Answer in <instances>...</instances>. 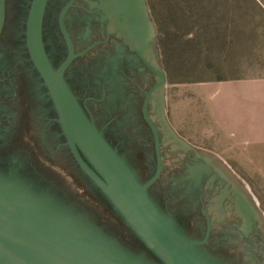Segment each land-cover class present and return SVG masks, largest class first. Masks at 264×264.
Here are the masks:
<instances>
[{
    "label": "flooded vegetation",
    "instance_id": "1",
    "mask_svg": "<svg viewBox=\"0 0 264 264\" xmlns=\"http://www.w3.org/2000/svg\"><path fill=\"white\" fill-rule=\"evenodd\" d=\"M59 1L49 0L43 27L46 50L55 68L57 61L63 62L68 54L58 16L70 0L55 13L53 7L59 6ZM77 1L68 14L76 9ZM139 1L142 9V0ZM29 5L30 0H6L5 23L0 35L1 41L13 9L18 19L16 35L22 36L21 53L32 72V79L9 72L12 80L20 78V84L4 88L3 75L8 77V73L4 72L7 68L5 51L0 48V179L75 209L67 202L62 175L50 165L62 160L82 187L117 220L125 243L119 245L125 249L129 247L130 252L142 251L152 261L162 264L76 162L55 102L29 54L26 41ZM101 6L102 1L95 11L101 12V20L93 18L92 21L99 33L96 40L80 50L72 40L76 57L65 73L69 88L82 91L108 114L102 134L131 170L130 164L140 167L145 180L132 171L141 184L150 181L159 170V177L148 193L167 218L178 227L194 232L196 241L206 240L203 246L211 254H219L228 264H264V206L252 186L227 160L208 149L195 145L190 146L192 149H179L164 143L150 111L153 104L155 107L156 94L161 91L162 78L158 71H163L159 65V51L149 52L146 41L131 44L120 32L124 23L122 10L115 11L121 20L117 28H113ZM66 26L70 34L67 23ZM48 39L53 49H48ZM77 101L90 118L82 103ZM151 124L158 131L159 152ZM193 149L216 155L221 162L218 166L211 165L208 171L203 170L197 182L190 180L192 170L205 159L198 161Z\"/></svg>",
    "mask_w": 264,
    "mask_h": 264
},
{
    "label": "rangeland",
    "instance_id": "2",
    "mask_svg": "<svg viewBox=\"0 0 264 264\" xmlns=\"http://www.w3.org/2000/svg\"><path fill=\"white\" fill-rule=\"evenodd\" d=\"M66 1L69 0H60L53 11L58 13ZM100 1L78 0L76 9L67 16L66 23L78 50L92 44L99 34L92 21L93 18L101 20V12H95ZM146 2L154 26L153 49L159 51V65L167 79L163 111L160 108L157 113L154 104L150 109L158 123L162 140L174 148L186 149L185 145H195L220 155L252 186L264 206V139L259 141L248 131L237 135L221 134L216 119L212 117L211 126L205 114L207 92L223 88L239 91L252 89L264 79V0ZM91 11L94 14H90ZM15 14L12 9L0 41V48L5 51L4 63H7L4 72L8 73V77L3 75V79H6L4 88L6 85L12 88L20 84V78L12 80L9 72L32 79V72L20 49L22 36L16 35L18 19ZM53 48L54 45L49 43L48 49ZM61 62L57 61L56 67ZM225 81L230 83L221 88ZM70 88L97 129L103 133L108 114L90 100L91 97L87 98L82 91ZM219 91L216 94L218 103ZM244 100L241 104L249 105L252 109L251 102ZM246 122H252L251 118ZM50 165L62 175L61 181L68 193L67 202L75 208L76 214L116 244H125L122 241L124 232L117 220L82 187L68 165L62 160ZM130 166L141 180L146 179L138 165ZM179 228L188 240L196 241L194 232ZM198 248L216 264H228L219 254H211L207 247ZM131 253L146 264H157L142 251Z\"/></svg>",
    "mask_w": 264,
    "mask_h": 264
},
{
    "label": "water",
    "instance_id": "3",
    "mask_svg": "<svg viewBox=\"0 0 264 264\" xmlns=\"http://www.w3.org/2000/svg\"><path fill=\"white\" fill-rule=\"evenodd\" d=\"M74 2L70 0L63 6L58 16L59 28L68 49L67 57L59 67L52 65L44 41L43 27L49 0L32 1L26 41L31 59L55 102L76 162L162 264H216L198 248L206 240H188L152 202L148 189L158 179L159 170L150 181L141 184L70 90L65 73L76 55L66 17ZM5 10L6 0H0V35L5 23ZM142 10L148 26L146 45L149 52H154V26L145 0H142ZM158 72L162 78L159 87L163 111L162 88L166 86L167 79L165 73ZM148 103L149 97L145 110ZM151 125L159 152L158 131ZM193 152L198 161L208 159L212 165H221L216 155L196 149ZM64 205L0 179V264H146L98 232L74 209Z\"/></svg>",
    "mask_w": 264,
    "mask_h": 264
},
{
    "label": "crops",
    "instance_id": "4",
    "mask_svg": "<svg viewBox=\"0 0 264 264\" xmlns=\"http://www.w3.org/2000/svg\"><path fill=\"white\" fill-rule=\"evenodd\" d=\"M229 83L225 81L220 86L222 88ZM218 91L207 92L205 96V114L208 116L210 125L212 126V117H214L221 129V134L225 132L237 135L248 131L259 141L264 139V79L252 89L243 91L234 88L221 89L219 103L216 101ZM244 99L251 102L252 109L249 105L241 104L245 101ZM248 101H246L247 104ZM248 118H251L252 122H246Z\"/></svg>",
    "mask_w": 264,
    "mask_h": 264
},
{
    "label": "bare ground",
    "instance_id": "5",
    "mask_svg": "<svg viewBox=\"0 0 264 264\" xmlns=\"http://www.w3.org/2000/svg\"><path fill=\"white\" fill-rule=\"evenodd\" d=\"M101 1H102L101 7L104 10V15L106 18L110 20L109 23L110 27L114 28L116 27V25H118L117 23L119 19L115 14V11L120 9L122 10L124 16L123 25L119 24L122 25L120 26L121 29L120 32L126 37V39L131 44L132 43L137 44V43H142L141 41L144 42L146 41L148 36V26L146 24L144 13L140 6L141 2L139 0H101ZM155 110L157 111V113L160 112L159 93L156 94L155 97ZM211 165L212 163L208 159H205L204 161L200 162V164H197L196 168L192 170L190 176L191 182H197L203 170L208 171L212 169ZM239 209L244 210V208L242 207H240Z\"/></svg>",
    "mask_w": 264,
    "mask_h": 264
}]
</instances>
